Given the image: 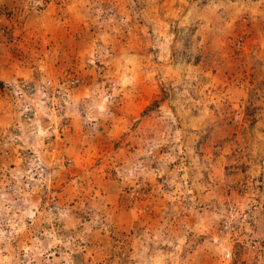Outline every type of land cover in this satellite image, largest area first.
<instances>
[{
	"label": "rangeland",
	"instance_id": "rangeland-1",
	"mask_svg": "<svg viewBox=\"0 0 264 264\" xmlns=\"http://www.w3.org/2000/svg\"><path fill=\"white\" fill-rule=\"evenodd\" d=\"M0 264H264V0H0Z\"/></svg>",
	"mask_w": 264,
	"mask_h": 264
},
{
	"label": "built area",
	"instance_id": "built-area-1",
	"mask_svg": "<svg viewBox=\"0 0 264 264\" xmlns=\"http://www.w3.org/2000/svg\"><path fill=\"white\" fill-rule=\"evenodd\" d=\"M68 83V82H67ZM51 85L49 86V87H52V85H55V84H52V83H50ZM59 84V83H58ZM22 87H24V89H25V92L26 93H33L34 92V89L32 88V87H29V86H22ZM59 87V85H57V86H55L54 88H55V90L53 91H50L51 93H50V95H53L54 93L55 94H58V93H56V90H57V88ZM39 89H41L42 90V88H41V86L39 87ZM53 89V88H52Z\"/></svg>",
	"mask_w": 264,
	"mask_h": 264
},
{
	"label": "trees",
	"instance_id": "trees-1",
	"mask_svg": "<svg viewBox=\"0 0 264 264\" xmlns=\"http://www.w3.org/2000/svg\"><path fill=\"white\" fill-rule=\"evenodd\" d=\"M247 116H251V118H252V115H253V109L251 108V107H248L247 108ZM253 121V120H252ZM251 124V123H250Z\"/></svg>",
	"mask_w": 264,
	"mask_h": 264
},
{
	"label": "bare ground",
	"instance_id": "bare-ground-1",
	"mask_svg": "<svg viewBox=\"0 0 264 264\" xmlns=\"http://www.w3.org/2000/svg\"><path fill=\"white\" fill-rule=\"evenodd\" d=\"M44 126H47V123L46 122L44 123Z\"/></svg>",
	"mask_w": 264,
	"mask_h": 264
}]
</instances>
